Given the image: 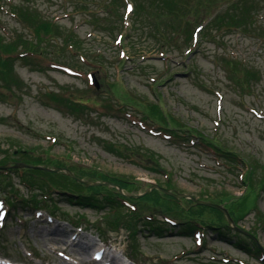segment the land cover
Returning a JSON list of instances; mask_svg holds the SVG:
<instances>
[{
    "label": "rangeland",
    "instance_id": "1",
    "mask_svg": "<svg viewBox=\"0 0 264 264\" xmlns=\"http://www.w3.org/2000/svg\"><path fill=\"white\" fill-rule=\"evenodd\" d=\"M9 1L0 0V51L16 43L0 55V163L9 160L14 169L21 151L46 152L45 160L125 178L130 185L122 192L135 199L152 184L168 186L170 176L172 189L194 201L223 199L237 229L264 252V181L259 175L247 181L251 160L264 167V0H252L250 29L239 31L209 24L196 31L212 7L199 9L200 0H178L174 9L161 0ZM18 7L38 19L23 24ZM46 23L54 27L45 35ZM31 44L35 52L24 47ZM193 131L248 159V168L241 173L243 166L235 169L197 137L183 138ZM17 178H8L11 191L31 197ZM4 198L1 187L0 264H70V252L134 264L124 259L130 244L138 248L137 264H264L236 246L244 234L232 226L223 232L230 241L211 228L182 235L181 223L172 235L157 237L140 226L129 238L122 228L107 231L109 209L53 193L48 203L55 213L24 203L6 212ZM73 241L92 249H73Z\"/></svg>",
    "mask_w": 264,
    "mask_h": 264
},
{
    "label": "trees",
    "instance_id": "2",
    "mask_svg": "<svg viewBox=\"0 0 264 264\" xmlns=\"http://www.w3.org/2000/svg\"><path fill=\"white\" fill-rule=\"evenodd\" d=\"M216 1L218 0H200L199 9H205V6H207V4L212 5L209 12L210 16L203 19L201 23H205L207 21L206 25L209 24L210 30L214 29L218 31L228 29L230 31H239L240 28L238 27L240 26L245 29H250L251 17L253 16V11L256 9V6L252 3V0H231L226 1L223 4H219V6L218 4H216ZM23 2L26 3L27 0H23ZM161 2V4H165L168 9H174L175 5L178 4V0H161ZM229 2L230 4H228ZM222 6H225V8L221 9ZM16 12H19V16H21V18L17 19H19L23 24L24 18L27 19L29 17L32 19V21L38 19V16L35 14L36 12L31 13V11L26 8L18 7L16 8ZM36 22L38 23L40 21L36 20ZM41 26L42 28L47 29V32L44 33L45 35L46 33H49V28L54 27L48 23ZM205 26H202V28H204ZM35 37H37V39L41 38V36L37 34ZM20 42L24 43L23 41L19 40L18 43L20 44ZM15 43L16 41H13V43H9L8 45L3 44V48L5 50L1 51L13 50L14 48H12V46H14ZM21 47H23V45H21ZM24 47L32 50L33 52L36 51L33 44ZM1 51L0 55L2 56ZM17 58L14 57L13 59ZM0 59V62L2 63V58ZM5 60L8 59L5 58ZM8 68H6V70ZM233 69H236V67H234ZM227 70H229L228 67ZM230 72L232 73L231 77L234 76L235 79L236 77L233 71ZM175 136L177 135L175 134ZM194 137H197L199 139V142H202L200 144H203L205 147H207L206 149H209L214 154L221 156V158H225V160L231 166L235 167V169L237 168V166H243V170L248 168V159L246 161L244 159L239 160L237 158V154L226 150V148L222 146L216 139L207 141L205 138L198 136L195 131L189 133L188 135H185V137L183 136L185 140L187 138L193 139ZM41 153L42 152L27 153L21 151L22 158L20 161L27 167L22 169L8 168L6 172H0V188L2 187L6 189V192L8 194V198H4V203L8 211H10V207L11 209H13V207H16L17 204L24 203L26 206H29L28 204H30L32 207L36 208L34 209L35 211L41 210L50 215L52 212L55 213L57 211V207L52 206L50 203H48V201H51L50 196L55 193L60 196H64L71 200L77 201L76 204L80 206L82 205L95 209H109L108 215L110 217L107 216V219L109 221H107V224H104L107 231L115 232L118 229L122 228L128 233L129 238H131V236H136L137 233L139 234L141 232V230L139 229L140 226L141 229L147 230L148 233L156 235L157 237H162L163 234L172 235V231L176 229L178 223H181L179 228L180 230L182 229V235H189L194 238L197 234L202 233L201 230H210L211 228V230L217 233L222 239L230 241L227 236H224L225 234L223 232L227 230L230 231L231 226L228 224L226 218H224V221H221V219H219V215L221 216L223 215V213L216 209L210 207L208 208V206L206 205H199L198 203L189 199L187 200L182 198L177 200L164 193L159 192L158 190H151L148 194L135 199L132 197H136L137 195L134 196L131 191H125L126 193L122 192L125 187H128L130 185V183H128V180H126L125 178L113 177L107 174H100L94 169H86L82 168L81 166H78L81 169L71 166H65L63 162H61L60 158L51 157V159L45 160L44 156L46 155V152H43V155H40ZM27 154L32 157H25ZM250 163L252 168L248 173L247 181L249 182L250 180H254V178L256 177L255 175H259L260 177H262L260 179V183L263 184L264 167H262L259 162L254 160H251ZM0 164L1 166H9V160H3ZM64 168L65 170H69L74 175V177L79 179L81 182L70 178L66 173L64 174V172L62 171L57 173L54 172V170L56 169ZM91 171H94V173H91ZM11 174H17V179H19L21 186L24 187V189H29V191L32 192L31 197L22 199L23 197L16 193V191H11L13 190V187L8 179L10 178ZM171 180L172 178L170 176H167V178H165V183H170L168 186H163L159 183L155 184L161 188L167 189L177 194L178 192H175L171 187ZM84 183L89 184L85 185ZM96 183H98L97 186L93 185ZM241 183L246 184L245 181H242ZM118 189L120 190V192L118 191ZM40 191L42 192L40 193L41 195H33V192ZM145 191L146 190H144V192ZM202 195L207 194L203 193ZM211 198L213 199H207V197L204 196L202 198H199L197 201L202 202L203 204H212L217 205L218 207H222V209H225L228 213L230 217L229 219L233 221V217L230 211H228L227 209L226 202L223 199L217 198V196ZM179 200L182 201V203H180ZM146 213L149 215H145ZM158 215H161L163 221H157L155 219V217ZM246 233L249 234L250 237L247 235L241 236V239H243V241L239 239H237V241H234L235 243H238V245L236 246L241 250L244 249L251 255H254L256 257L259 256L258 258H260V260H263L264 262V256L262 255L261 251L255 246V242L251 238L254 236L250 235L249 232ZM128 249L130 250V256L128 255V257L136 262L137 259L135 258H137L138 256V248L136 247V245L130 244L128 246Z\"/></svg>",
    "mask_w": 264,
    "mask_h": 264
},
{
    "label": "water",
    "instance_id": "3",
    "mask_svg": "<svg viewBox=\"0 0 264 264\" xmlns=\"http://www.w3.org/2000/svg\"><path fill=\"white\" fill-rule=\"evenodd\" d=\"M27 167L25 164L23 165V163H17L16 165H15V168H20V167ZM7 168H8V165H6V166H2V167H0V170H2V171H5V170H7ZM64 172V174L66 173L67 174V176H69L70 178H72V179H75L76 181H78V182H81L79 179H77V178H75L74 177V175L69 171V170H65V168L64 169H56V170H54V172ZM85 185H87V184H89V183H84ZM93 185H95V186H97L98 185V183H96V184H93ZM152 189H156V190H158L159 192H162V193H164V194H166V195H168V196H170V197H172V198H174V199H179V198H187V199H189L190 197L189 196H187V195H184V194H176V193H173V192H171V191H169V190H167V189H164V188H161V187H159V186H157L156 184H152L151 185V187H150V189H148L147 191H145L144 193H148L150 190H152ZM118 191L120 192V190L118 189ZM196 203H198L199 205H206V206H208V208L209 207H211V208H213V209H217L218 211H220V212H222L224 215H225V217L227 218V220H228V222L229 223H232L231 222V219H229V216H228V214H227V212H226V210L225 209H222V207H218L217 205H212V204H203L202 202H199V201H196ZM234 229H237L236 227L234 228ZM237 230H239V229H237ZM240 231V230H239ZM242 232V231H241ZM244 233V232H243ZM245 235H248V234H246V233H244ZM263 254H264V252H262Z\"/></svg>",
    "mask_w": 264,
    "mask_h": 264
},
{
    "label": "bare ground",
    "instance_id": "4",
    "mask_svg": "<svg viewBox=\"0 0 264 264\" xmlns=\"http://www.w3.org/2000/svg\"><path fill=\"white\" fill-rule=\"evenodd\" d=\"M44 242V241H43ZM58 244V243H57ZM49 245V244H47ZM71 247L73 249H78L79 251L83 252V251H89L90 249H92V245L93 244H89L86 242H82V241H73L71 242ZM91 245V246H89ZM52 251L53 254L57 253L59 251V248H55V247H49ZM88 248V249H87ZM78 255L74 254L73 252H70L69 257L73 260L72 263L70 264H86L87 262H91L90 264H118L116 257L112 256L109 257L105 260H102L103 257L97 259V260H88L86 259V257H84V254L82 253V255H79V257H77Z\"/></svg>",
    "mask_w": 264,
    "mask_h": 264
}]
</instances>
